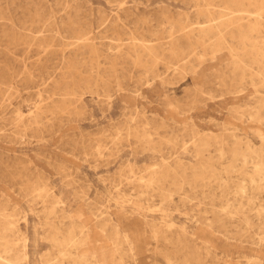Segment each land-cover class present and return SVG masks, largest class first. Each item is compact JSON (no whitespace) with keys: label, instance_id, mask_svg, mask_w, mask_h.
Returning a JSON list of instances; mask_svg holds the SVG:
<instances>
[{"label":"rangeland","instance_id":"obj_1","mask_svg":"<svg viewBox=\"0 0 264 264\" xmlns=\"http://www.w3.org/2000/svg\"><path fill=\"white\" fill-rule=\"evenodd\" d=\"M224 1L0 0L1 255L264 264V0Z\"/></svg>","mask_w":264,"mask_h":264},{"label":"bare ground","instance_id":"obj_2","mask_svg":"<svg viewBox=\"0 0 264 264\" xmlns=\"http://www.w3.org/2000/svg\"><path fill=\"white\" fill-rule=\"evenodd\" d=\"M223 1V0H222ZM210 2H212V1H210ZM245 2V1H244ZM243 2V3H244ZM251 2V1H250ZM250 2H249V4H250ZM255 2V1H254ZM257 2V1H256ZM242 3V2H241ZM242 3V4H243ZM247 3V2H246ZM223 6H222V10L221 11H219V15H221V18H220V20H221V22H220V24H222V25H226V27L228 26V25H231V26H233V25H237V27H236V29H233V31L231 30V32L232 33H234V38H237V37H240L241 39H243V38H245V31H247V30H245V31H243L244 29H243V27H242V24H239L240 23V21L239 20H242L243 21V18H241V17H243V15L241 16V17H238L237 18V20L236 21H234V20H232L231 18L229 19V17H228V15L230 14V13H235V12H239V11H241L240 10V8H239V6H242V5H240V3L238 2V0H225L223 3ZM251 4H253L252 2H251ZM247 6V5H246ZM256 7V6H255ZM260 8H261V5L259 6ZM239 8V9H238ZM242 9V8H241ZM252 9H253V7H252ZM251 9V10H252ZM264 9V8H263ZM209 10V9H208ZM210 10H213L212 8L210 9ZM244 10H247V9H244ZM257 10V9H256ZM258 11V10H257ZM206 12V11H205ZM242 12V11H241ZM259 12V11H258ZM208 14V18H207V16H206V18L209 20V22H212V21H214L215 19H214V12L213 11H211V12H207ZM198 14V13H197ZM260 14V13H259ZM262 14V13H261ZM260 14V15H261ZM264 14V13H263ZM238 15H240V14H238ZM237 15V16H238ZM246 15V14H245ZM260 15H258L257 14V16H260ZM199 16V15H198ZM232 16V15H231ZM236 15H234V17H235ZM249 16V15H248ZM256 16V15H255ZM256 16V17H257ZM233 17V16H232ZM251 18L253 17V16H250ZM219 18V17H218ZM260 18V17H259ZM264 18V17H263ZM235 19H236V17H235ZM253 19H255V17L253 18ZM257 19V18H256ZM255 19V20H256ZM219 20V21H220ZM254 20V21H255ZM261 19H259V21H260ZM239 22V23H238ZM213 23V22H212ZM216 23H219V22H216ZM236 23V24H235ZM243 23V22H242ZM247 23L248 22H245V23H243V25L245 24V25H247ZM257 23H258V21H257ZM260 23H261V21H260ZM253 24H255V22L253 23ZM249 25V24H248ZM259 25V24H258ZM261 25V24H260ZM264 25V24H263ZM203 26V25H202ZM212 26V25H211ZM231 26H229L230 27V29H231ZM252 26V25H251ZM250 25H249V27H251ZM254 26V25H253ZM252 26V27H253ZM257 26V24H255V27ZM200 27V26H199ZM206 27V26H205ZM222 27V26H221ZM251 27V28H252ZM258 27V26H257ZM198 28V27H197ZM202 28V27H201ZM234 28V27H233ZM182 29V28H181ZM209 29V28H208ZM207 29V30H208ZM210 29H212V28H210ZM219 29V28H218ZM222 29H224L225 30V28H222ZM243 29V30H242ZM255 29H257V28H255ZM262 29V28H261ZM189 30V29H188ZM202 30H204V29H202ZM221 30V29H220ZM224 30H221L222 32L224 31ZM228 30L229 29H227V31L226 32H228ZM254 30V29H253ZM260 30V29H259ZM184 31H186V30H184L183 29V31L182 32H184ZM195 31V30H194ZM250 31V30H249ZM248 31V32H249ZM262 31H263V29H262ZM187 32H189V31H187ZM186 32V33H187ZM201 32V31H200ZM230 32V33H231ZM254 32H256V31H254ZM254 32H253V34H254ZM264 32V31H263ZM180 33V32H179ZM197 33H199V32H197ZM250 33H252V31L250 32ZM209 34V33H208ZM217 34V36H219L220 34H219V32L218 33H216ZM219 34V35H218ZM224 34V33H223ZM202 35V34H201ZM201 35H200V38H201ZM222 35V34H221ZM225 35V34H224ZM248 35V34H247ZM258 35V34H257ZM216 36V35H215ZM184 37H186V36H184ZM194 37V36H193ZM226 37V36H225ZM228 37H230V36H228ZM77 38V37H76ZM176 38V37H175ZM187 38V37H186ZM232 38V37H231ZM233 38V39H234ZM230 39V38H229ZM238 39V38H237ZM236 39V40H237ZM182 40H184V38H182ZM187 40V39H186ZM188 40H189V38H188ZM221 40H222V38H221ZM236 40H234V41H236ZM143 41V40H142ZM177 41V40H176ZM217 41H219V38H218V40ZM181 42V41H180ZM187 42H189V41H187ZM201 42V41H200ZM214 42H216V40L214 41ZM225 41L223 40L222 41V43H224ZM254 42V41H253ZM258 42V41H257ZM263 42V41H262ZM261 42V43H262ZM85 43V42H84ZM118 43V42H117ZM137 43V42H136ZM190 43V42H189ZM188 43V44H189ZM255 43V47H253L252 49H255L256 48V46H258V45H256V42H254ZM119 44V43H118ZM142 44H144V43H142ZM240 44H242V43H240ZM249 44V43H248ZM251 44H252V42H251ZM263 44V43H262ZM67 45V44H66ZM148 45V44H147ZM146 45V46H147ZM153 46H155L154 44H152ZM195 45V44H194ZM253 45V44H252ZM142 46V45H141ZM150 46V45H149ZM196 46H197V44H196ZM227 46V45H226ZM254 46V45H253ZM262 46V45H261ZM84 47V46H83ZM162 47V46H161ZM167 47V46H166ZM173 47V46H172ZM209 47V46H208ZM242 47V46H241ZM260 47V46H259ZM142 48H144V47H142ZM162 48H164V47H162ZM188 48H190V47H188ZM192 48V47H191ZM224 48V47H223ZM171 49V48H170ZM213 49V48H212ZM241 49V48H240ZM263 49H264V45H263ZM262 49V50H263ZM174 50V49H173ZM175 50H176V48H175ZM174 50V51H175ZM195 50V49H194ZM249 50V49H248ZM135 51V50H134ZM133 51V52H134ZM169 51V50H168ZM228 51V50H227ZM232 51V50H231ZM256 52L258 51V50H255ZM253 52L254 54L256 53V52ZM260 51V50H259ZM162 52V51H161ZM167 52V51H166ZM172 52V51H171ZM170 51L168 52V53H171ZM234 52V51H233ZM248 52V51H247ZM151 53H152V51H151ZM175 54H177L176 52H174ZM180 53V52H179ZM236 53V52H235ZM147 54H149V52H147ZM172 54V53H171ZM174 54V55H175ZM259 54H261V53H259ZM193 55V54H192ZM191 55V56H192ZM244 55H245V53H244ZM263 55H264V53H263ZM169 56V55H168ZM177 56H178V54H177ZM152 58H154V57H152ZM175 58V57H174ZM177 58V57H176ZM179 58V57H178ZM262 60L264 59V58H262V57H260ZM172 60V59H171ZM179 60V59H178ZM189 60V59H188ZM187 60V61H188ZM256 60V59H255ZM261 60V61H262ZM154 61V60H153ZM155 62V61H154ZM264 62V61H263ZM241 63V62H240ZM157 65V64H156ZM178 65V64H177ZM263 65H261V67H262ZM168 67V66H167ZM257 68V67H256ZM258 69V68H257ZM234 70V69H233ZM237 70L239 71V69H236V72H237ZM233 73V72H232ZM241 73H242V71H241ZM244 76V75H243ZM243 79V78H242ZM41 116V115H40ZM32 122V121H31ZM143 135V134H142ZM206 146H207V144H206ZM237 156V155H236ZM238 158V157H237ZM262 165V164H261ZM261 167V166H260ZM262 168V167H261ZM260 170V169H259ZM262 170V169H261ZM257 172H258V169L256 170ZM259 173V172H258ZM164 176V175H163ZM158 177V176H157ZM156 177V178H157ZM161 178H163V177H161ZM154 182V181H153ZM5 231H7V230H5ZM17 232V231H16ZM16 232H14V235L16 234ZM73 232V229L70 231V235L68 236V238L71 236V233ZM72 235H73V233H72ZM85 242H88V240H84L83 241V243H85ZM10 243V242H9ZM8 242H6L5 244H4V247H3V249H4V251H2V253H8V252H11L12 253V255H11V257L10 258H6V256H3V255H1V251H0V264H21V260H22V258H23V254L21 253V250H20V248H19V246L17 245L16 247H15V245L13 246L12 244H9ZM16 249H15V248ZM95 252V251H94ZM93 253V252H92ZM99 257H100V259L102 260V261H108V259H105V257H104V254H103V252H99ZM87 259H85V258H83L82 260H80V261H82V263H84V264H87V261H88V258L89 257H86ZM74 263H76V264H81L80 262H74Z\"/></svg>","mask_w":264,"mask_h":264}]
</instances>
